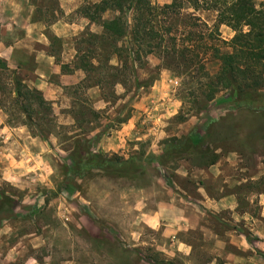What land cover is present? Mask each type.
Returning a JSON list of instances; mask_svg holds the SVG:
<instances>
[{
  "label": "rangeland",
  "instance_id": "rangeland-1",
  "mask_svg": "<svg viewBox=\"0 0 264 264\" xmlns=\"http://www.w3.org/2000/svg\"><path fill=\"white\" fill-rule=\"evenodd\" d=\"M32 2L50 21L62 16L57 0ZM183 2L179 13L158 16L165 27L173 26L177 46L165 36L168 49L162 46L144 57L134 72L127 71L125 84H95L118 60L110 55L108 41L103 49L79 43L87 38L84 33L78 47L99 69L66 85L70 101L50 100L54 115L33 114L30 129L14 93L1 95L0 198L8 194L15 202L0 212V264H205L211 257L220 264H264V112L237 105L228 89L207 100L210 78L199 63L216 74L221 61L211 45L231 51L228 42L235 31L215 26L217 11ZM3 80L9 89L10 78L3 75ZM92 87L100 89L105 108L94 109ZM244 98L252 107L261 106L264 89ZM24 126L40 144L24 136ZM40 130L44 135H33ZM192 131L204 138L207 154L192 149L158 160L170 140ZM79 140L89 141L96 153L132 162L116 172L94 169L76 176L71 152ZM205 196L224 198L226 206L215 213L206 206L197 211L193 203ZM174 203L193 217L202 213L201 226L219 235L193 230L198 251L193 257L174 252L163 227L149 222L151 212Z\"/></svg>",
  "mask_w": 264,
  "mask_h": 264
},
{
  "label": "trees",
  "instance_id": "trees-1",
  "mask_svg": "<svg viewBox=\"0 0 264 264\" xmlns=\"http://www.w3.org/2000/svg\"><path fill=\"white\" fill-rule=\"evenodd\" d=\"M187 1L196 10L213 9L217 11L215 26L225 24L235 31V35L228 42L231 51L222 52L220 47L211 45L217 58L221 61L216 74L209 73L205 62L199 63V70L210 78L207 83V100L214 99L219 91L228 89L235 93L237 105H246L247 108L254 109L256 112H264V103L255 108L244 98L247 94L264 89V0L259 2L257 0ZM183 7V0H173L164 5L156 4L153 0H101L83 5L79 9V13L89 18L91 22L101 24L104 31L101 34L88 31L86 32L87 38L81 39L79 43L87 41L95 45L98 44L99 48H102L104 43L108 41L107 47L110 55L116 56L118 60L117 65H107L112 72L98 77L95 84L100 88H103L105 81L111 84H125L128 80V77H125L127 71L132 70L134 72L137 63H142L144 57L153 53L157 48H162V46L168 49L162 42L165 36H170L169 38L175 48L178 37L172 31L173 26L165 27V23L158 19V16L160 13H179ZM106 13H111L112 16L105 18ZM163 30L165 31L163 32ZM156 38H160V41L155 42ZM120 40H125L126 43L118 45ZM189 48L187 46L183 50ZM81 51L83 53H80ZM98 63L101 64L100 61ZM69 67L68 64L62 65L64 70L69 69ZM75 67L83 69L88 74L99 69L81 47H78L77 50ZM0 73L2 75L0 76V94L3 96L8 90L9 93H14L15 103L19 105L27 118L24 124L30 129L34 123L33 114L43 112V119H47L50 114L54 115L53 103L46 99L40 90L28 86L17 71L12 70L2 57H0ZM3 75L10 78L11 87L9 89L8 83L3 80ZM211 122L217 123V120ZM35 126L40 127L41 124H35ZM211 129L212 125L207 132H210ZM32 133L35 136L44 135L43 130ZM204 141V138L194 131L180 139L170 140L158 160L165 161L172 153L186 152L192 149L205 155L208 153V147H204ZM71 156L74 160L71 173L80 177L94 169L116 172L132 162L131 159H120L103 153H96L87 140L85 142L77 141ZM215 156L210 163L216 161ZM14 202L12 196L3 194L0 198V212L12 208Z\"/></svg>",
  "mask_w": 264,
  "mask_h": 264
},
{
  "label": "crops",
  "instance_id": "crops-1",
  "mask_svg": "<svg viewBox=\"0 0 264 264\" xmlns=\"http://www.w3.org/2000/svg\"><path fill=\"white\" fill-rule=\"evenodd\" d=\"M99 1L101 0H94L93 3ZM87 2L88 0H57L62 16L50 21L40 15V5L32 0H0V57L7 61L12 70L17 71L28 86L40 90L48 100L61 99V105L65 100H71L66 93V85L76 84L86 76L85 71L76 68L74 64L78 39L88 31L96 34L104 31L101 24L91 22L89 18L79 14V9ZM63 64H68L72 70L63 71ZM89 92L95 110L106 107V101L98 87L90 88ZM21 127L23 130V126ZM24 136L40 144V139L29 135L27 129ZM35 153L39 155L38 150ZM224 203V198L205 196L193 204L199 207L197 211L206 206L215 213L226 206ZM149 215V222L153 226L163 227V235L171 239L170 247L175 248L174 252L180 251L186 257H193L198 252L192 232L205 228L201 226L202 213H196L193 217L183 205L174 203L162 206ZM205 229L207 237L209 232L211 237L219 236L213 229ZM233 235L238 237V234ZM191 262L193 261L189 260L187 264H192ZM205 264L220 263L211 257Z\"/></svg>",
  "mask_w": 264,
  "mask_h": 264
}]
</instances>
